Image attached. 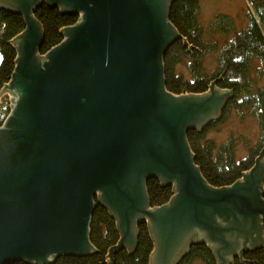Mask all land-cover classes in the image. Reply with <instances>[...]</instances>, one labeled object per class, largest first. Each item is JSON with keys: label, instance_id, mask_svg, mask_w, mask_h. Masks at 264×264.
<instances>
[{"label": "water", "instance_id": "obj_1", "mask_svg": "<svg viewBox=\"0 0 264 264\" xmlns=\"http://www.w3.org/2000/svg\"><path fill=\"white\" fill-rule=\"evenodd\" d=\"M173 1L0 0L25 24L4 89L16 97L0 128V264L90 255L95 200L120 235L110 252L132 253L136 226L148 225L149 264H177L197 245L218 264L264 250V149L240 180L215 189L185 140L218 121L232 93L215 82L199 95L165 90L163 57L182 40L169 22ZM42 5L78 22L39 56ZM154 178L175 196L150 209L144 185Z\"/></svg>", "mask_w": 264, "mask_h": 264}, {"label": "trees", "instance_id": "obj_2", "mask_svg": "<svg viewBox=\"0 0 264 264\" xmlns=\"http://www.w3.org/2000/svg\"><path fill=\"white\" fill-rule=\"evenodd\" d=\"M252 12L247 13L248 26L244 31L236 34L233 41L228 43L219 54V68L213 75L203 72L200 57L208 46V39L204 40L203 31L197 21L199 9L198 0H174L170 6L169 22L182 37L181 41L172 44L163 57V76L165 90L175 96L199 95L205 93L212 82L220 90L232 93L222 112L234 107L237 112L241 108L251 111L259 125L261 141L264 142V89L256 90L250 70L253 61H258L264 71V0H251ZM41 26L42 43L38 51L40 56L58 46L62 42V30L72 27L78 22L77 17L62 15L57 9H49L42 5L34 14ZM216 27L227 35L229 20L224 17L216 19ZM25 29L23 18L19 15L7 14L0 10V96L10 82L17 57L16 47L12 40ZM214 31V30H212ZM215 33V32H212ZM190 58L193 64L189 68L191 80H184L176 76L175 67L183 59ZM0 113V122L7 117L10 108L7 106ZM208 124L201 132L190 131L187 140L194 157V164L198 168L204 181L212 188L219 189L232 186L242 178V175L252 169L256 159L264 147L258 151L254 161L251 159L235 160L234 143L231 141L219 146L212 142H203ZM264 165V154L262 157ZM148 193L152 206L157 207L168 202L171 193L168 189L160 188L156 182L148 183ZM264 201V174H263ZM138 239L132 253L126 249L112 251L120 239L116 223L108 211L97 203L89 224V243L93 252L87 256L59 257L52 264H149L153 251V241L145 224L138 227ZM199 260L203 264H216L212 252L204 245H197L179 264H190ZM264 252L257 251L248 254L246 258L237 260V264H263ZM14 264H27L15 262Z\"/></svg>", "mask_w": 264, "mask_h": 264}, {"label": "rangeland", "instance_id": "obj_3", "mask_svg": "<svg viewBox=\"0 0 264 264\" xmlns=\"http://www.w3.org/2000/svg\"><path fill=\"white\" fill-rule=\"evenodd\" d=\"M250 1L251 0H198L199 9L197 21L205 35L204 40L208 39V46L202 53L196 54L195 58L200 57L204 74L213 75L218 71V58L222 49L233 41L236 34L244 31L248 26L247 13L252 12ZM218 17H224L231 23V27H228L229 30L227 35L221 33V31H219L221 29L216 27L215 22ZM191 61L190 58L183 59L180 64L175 67L176 76H180L187 81L191 80L189 72V68L191 64H193ZM250 70L254 81V88L256 90L264 89V71L261 64L258 61H253L250 65ZM13 98H15L13 93L7 91L0 96L1 114L6 113L2 111L6 106L8 109L10 108V110L15 106ZM221 116L218 121L214 122L212 126L206 129L202 144H204L205 141L212 142L215 147L218 148L231 141L234 143L235 160H249L253 158L252 160L254 161L258 151L261 147H264L256 117L251 114V111L248 109L241 108L240 111L237 112L234 107L228 108L223 118ZM260 143H262L261 147ZM257 251L264 252L263 249ZM247 253L253 254L254 252ZM235 255V258L229 259L232 261V264H237V260H240L237 252ZM247 255H244L242 258H246ZM214 258L216 264H218L216 257ZM190 264L203 263L199 260H195Z\"/></svg>", "mask_w": 264, "mask_h": 264}, {"label": "flooded vegetation", "instance_id": "obj_4", "mask_svg": "<svg viewBox=\"0 0 264 264\" xmlns=\"http://www.w3.org/2000/svg\"><path fill=\"white\" fill-rule=\"evenodd\" d=\"M38 54V53H37ZM39 55V54H38ZM37 55V56H38ZM40 56V55H39ZM225 91V90H224ZM14 94V93H13ZM15 95V94H14ZM175 96V95H174ZM16 97V96H15ZM6 119H7V117L5 118V119H3L2 120V122H0V128L5 124V121H6ZM190 131H188L187 133H186V135H185V140H186V143H187V146H188V148H189V151H190V153H191V155L193 156V154H192V152H191V149H190V146H189V143H188V140H187V134L189 133ZM149 182H156L159 186H160V188H163V189H168V190H170V193H171V196H170V198H169V200H168V202L167 203H169L172 199H173V197L175 196V188H174V184H172V185H170V184H163L162 182H160L157 178H154V179H150V180H148V181H146L145 182V194H146V197H147V202H148V205H149V208L150 209H156V208H159V207H161V206H164V205H166V204H164V205H159V206H157V207H154V206H152V204H151V201H150V196H149V193H148V183ZM146 225V227H147V229H148V232H149V228H148V225L147 224H145ZM261 225H264L263 223H261ZM141 226V224L140 225H137L136 226V231L138 232V227H140ZM149 235H150V233H149ZM197 237H198V239H197V241H199V242H201L202 240H204V241H206V237H204V235L202 234V233H199V232H197ZM150 237H151V235H150ZM204 237V238H203ZM152 239V238H151ZM208 240V239H207ZM207 242V241H206ZM257 242L259 243L260 242V240L259 239H257ZM211 245V247H212V250L214 251V253H215V248H214V244H210ZM194 247V246H193ZM207 248H208V246H206ZM153 249H154V245H153ZM209 249V248H208ZM240 250H243L241 247L239 248ZM189 252H190V250L188 251V253L187 254H185V256H187L188 254H189ZM225 253L226 252H223V254L222 255H225ZM248 253H244L243 255H242V257L244 256V255H247ZM184 256V257H185ZM184 257L177 263V264H179L183 259H184ZM224 258H226V256H223ZM241 257V259H243ZM233 259V258H232ZM240 259V260H241ZM225 260L226 259H224L223 261L225 262ZM222 261V262H223Z\"/></svg>", "mask_w": 264, "mask_h": 264}, {"label": "built area", "instance_id": "obj_5", "mask_svg": "<svg viewBox=\"0 0 264 264\" xmlns=\"http://www.w3.org/2000/svg\"><path fill=\"white\" fill-rule=\"evenodd\" d=\"M14 100H15V98H13V102H14ZM10 106H12V105H10Z\"/></svg>", "mask_w": 264, "mask_h": 264}, {"label": "clouds", "instance_id": "obj_6", "mask_svg": "<svg viewBox=\"0 0 264 264\" xmlns=\"http://www.w3.org/2000/svg\"><path fill=\"white\" fill-rule=\"evenodd\" d=\"M10 111H11V110H10ZM9 113H10V112H9ZM8 115H9V114H8ZM8 115H7V116H8Z\"/></svg>", "mask_w": 264, "mask_h": 264}, {"label": "bare ground", "instance_id": "obj_7", "mask_svg": "<svg viewBox=\"0 0 264 264\" xmlns=\"http://www.w3.org/2000/svg\"><path fill=\"white\" fill-rule=\"evenodd\" d=\"M139 235V234H138ZM150 260V259H149Z\"/></svg>", "mask_w": 264, "mask_h": 264}]
</instances>
